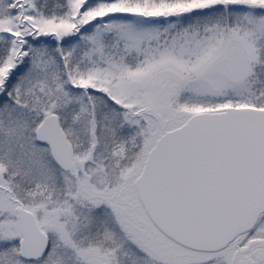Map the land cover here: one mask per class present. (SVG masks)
<instances>
[{
	"label": "snow or ice",
	"instance_id": "obj_1",
	"mask_svg": "<svg viewBox=\"0 0 264 264\" xmlns=\"http://www.w3.org/2000/svg\"><path fill=\"white\" fill-rule=\"evenodd\" d=\"M0 264H264V0H0Z\"/></svg>",
	"mask_w": 264,
	"mask_h": 264
}]
</instances>
